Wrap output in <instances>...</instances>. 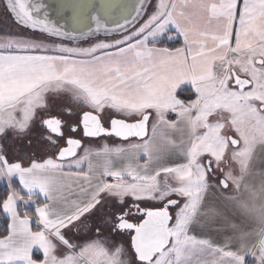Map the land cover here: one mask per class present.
I'll return each mask as SVG.
<instances>
[{"label": "snow or ice", "instance_id": "snow-or-ice-1", "mask_svg": "<svg viewBox=\"0 0 264 264\" xmlns=\"http://www.w3.org/2000/svg\"><path fill=\"white\" fill-rule=\"evenodd\" d=\"M0 13V264H264V0Z\"/></svg>", "mask_w": 264, "mask_h": 264}, {"label": "rangeland", "instance_id": "rangeland-1", "mask_svg": "<svg viewBox=\"0 0 264 264\" xmlns=\"http://www.w3.org/2000/svg\"><path fill=\"white\" fill-rule=\"evenodd\" d=\"M8 31H15L14 25L8 18L0 13V33Z\"/></svg>", "mask_w": 264, "mask_h": 264}, {"label": "trees", "instance_id": "trees-1", "mask_svg": "<svg viewBox=\"0 0 264 264\" xmlns=\"http://www.w3.org/2000/svg\"><path fill=\"white\" fill-rule=\"evenodd\" d=\"M164 46H167V47H178L180 46L179 44H166ZM190 93L188 92H184V93H181V96H186V95H189ZM7 191V183H3V184H0V196L4 195V193Z\"/></svg>", "mask_w": 264, "mask_h": 264}, {"label": "crops", "instance_id": "crops-1", "mask_svg": "<svg viewBox=\"0 0 264 264\" xmlns=\"http://www.w3.org/2000/svg\"><path fill=\"white\" fill-rule=\"evenodd\" d=\"M6 183V181H0V184Z\"/></svg>", "mask_w": 264, "mask_h": 264}, {"label": "water", "instance_id": "water-1", "mask_svg": "<svg viewBox=\"0 0 264 264\" xmlns=\"http://www.w3.org/2000/svg\"><path fill=\"white\" fill-rule=\"evenodd\" d=\"M48 2H52V0H48Z\"/></svg>", "mask_w": 264, "mask_h": 264}]
</instances>
